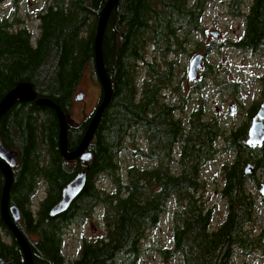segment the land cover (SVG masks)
<instances>
[{
	"label": "trees",
	"instance_id": "16d2710c",
	"mask_svg": "<svg viewBox=\"0 0 264 264\" xmlns=\"http://www.w3.org/2000/svg\"><path fill=\"white\" fill-rule=\"evenodd\" d=\"M6 1L0 0V7ZM10 1L14 10L0 14V103L19 83L28 82L40 99L51 100L68 116L87 67L99 82L95 41L109 0H47L36 16L37 35L17 25L24 21L17 16L21 0ZM210 1L119 0L113 7L102 40L113 94L87 148L93 153L88 164L65 158L54 107L17 101L0 116V139L18 151L9 203L19 208L21 216L11 220L28 243L34 264H138L146 231L158 225L172 202L173 247L162 250L167 259L179 256L182 264H233L237 254L249 255L264 246L263 235L254 237L248 229L256 219L248 181L264 167V146L246 144V123L227 128L214 117L207 119L203 106L186 111L188 98L181 97L178 103L165 99L177 63L170 56L180 55L194 33L205 32L201 23ZM227 5L230 15L244 19V33L224 45L254 55L264 53V0H229ZM197 44L199 49L203 45ZM148 47L156 53L153 60L146 58ZM211 49L206 46L207 55ZM140 65L149 77L139 83ZM206 68V75L215 72L210 65ZM233 89L239 91L236 85ZM258 109L259 104H253L248 117L252 119ZM90 119L78 125L69 121V151L82 142ZM138 138L145 147L137 151L150 163L130 166L122 178L120 154L128 143L137 145ZM221 138L224 149L217 146ZM220 150L234 152L236 158L223 166L221 194L228 212L213 228L214 209L200 196L205 186L201 171ZM249 162L255 164V171L245 175ZM85 169L83 192L66 212L51 216L63 188ZM104 175L115 183L112 192L97 185ZM41 181L46 183V195L34 211L32 200ZM5 184L0 169V257L6 264H27L24 248L2 215ZM96 208L103 210L105 236L85 240L80 255L68 261L63 254L65 231L87 221Z\"/></svg>",
	"mask_w": 264,
	"mask_h": 264
},
{
	"label": "rangeland",
	"instance_id": "374dc122",
	"mask_svg": "<svg viewBox=\"0 0 264 264\" xmlns=\"http://www.w3.org/2000/svg\"><path fill=\"white\" fill-rule=\"evenodd\" d=\"M229 0H211L207 5V10L203 16L201 26L205 32L197 31L193 34L185 50L181 54L174 53L171 60L177 61L173 68L175 73L173 85L166 89L167 102H180V98H188L186 111L203 106L206 118L214 117L223 126L235 127L247 125V130L252 122L248 117L249 108L264 101V53L253 54L248 51L228 47L224 45L227 40L239 39L244 33V19L230 15L227 2ZM47 0H21L18 5V18L24 20L17 25H24L34 34H38L39 21L37 14L47 6ZM246 3L244 8L247 9ZM15 6L7 0L0 7V14L9 15ZM217 32L218 35H214ZM200 42L203 44L199 49ZM211 46V51L206 54V46ZM197 53L205 55L203 67L199 72L197 81L189 82L187 70L190 60ZM156 55L152 47L146 50V58L153 60ZM207 65L214 67L215 72L210 76ZM137 82L148 78L147 69L140 65L136 72ZM200 85L202 87H200ZM236 85L239 91L236 93L233 86ZM175 88L177 91H175ZM84 94L82 100H78V94ZM101 95V86L95 79L91 67H87L85 73L75 92L72 107L68 115L72 125L80 124L89 116L97 106ZM234 106V110H231ZM181 112V111H180ZM183 117L185 112L179 113ZM223 138L217 141L219 149H224ZM137 145L128 143L119 157L120 174L123 178L126 170L133 165L144 167L149 165L144 156L137 151V147H145L142 138H138ZM234 152L220 150L213 160L203 166L201 179L204 188L200 196L206 201L208 206L215 209V225L218 226L226 217V204L220 195L219 187L224 182L225 163L235 161ZM242 158L241 161H243ZM172 170H177V165L172 166ZM256 180L248 181V190L255 200V221L248 226L254 237L263 235L264 242V200L259 192V183H264V167L256 170ZM256 181V182H255ZM97 185L112 192L115 183L111 178L101 176ZM39 193L32 200V209L37 211L42 198L45 197L46 183L41 181ZM173 202L170 203L169 211L164 214L157 226L146 231L142 241V254L138 264H182L181 258L175 256L167 259L162 250L173 247V223H172ZM1 230V229H0ZM106 234V227L103 219L102 208H96L94 215L87 221L72 225L65 231L63 241V254L68 261L75 260L80 255V250L84 241H96ZM264 264V246L254 250L252 254H237L233 264Z\"/></svg>",
	"mask_w": 264,
	"mask_h": 264
},
{
	"label": "water",
	"instance_id": "95a60500",
	"mask_svg": "<svg viewBox=\"0 0 264 264\" xmlns=\"http://www.w3.org/2000/svg\"><path fill=\"white\" fill-rule=\"evenodd\" d=\"M119 0H109L106 6L104 7L102 14L99 19L97 36L95 41V51H96V71L97 76L101 86V99L91 114V119L87 131L83 137L80 145L73 151L68 150V126L69 119L68 116L61 110V108L55 105L49 99H40L37 96V93L34 91L32 85L28 82H21L14 88L0 103V116L6 113L10 107L17 101L26 102L34 100L39 104H45L47 106L54 107L57 110L58 117L61 122V132H60V143L61 150L67 160L80 159L84 164H88L92 158L93 153L88 151L87 148L95 134V131L100 122L101 116L110 103L113 88L108 77L104 60L102 54V40L106 24L111 13V10L116 5ZM214 35H218L217 32H214ZM205 55L203 53L195 54L190 60L189 67L187 70V78L189 82H194L197 80L200 70L203 67ZM78 100L84 98V94L77 95ZM231 110H234V106H231ZM246 144L249 147H263L264 146V102L261 104V107L257 115L252 119V122L248 129V138ZM18 161V152L17 150L8 149L3 141L0 139V169L4 172L6 176V184L3 193V199L1 204V211L3 218L6 220L10 228L15 232L17 239L21 243L22 247L25 250L27 264H34L32 259V253L30 251L29 245L26 242L22 233L14 226L12 218L18 220L20 217V210L15 205H10L9 203V191L13 184V174L12 167ZM254 171V165L248 163L245 167V174H251ZM87 183V170L79 172L64 188L62 191L61 199L51 208L50 214L55 217L66 212L75 201V199L83 192ZM260 193L264 196V185L260 188ZM6 260L3 257H0V264H5Z\"/></svg>",
	"mask_w": 264,
	"mask_h": 264
},
{
	"label": "flooded vegetation",
	"instance_id": "af4514ba",
	"mask_svg": "<svg viewBox=\"0 0 264 264\" xmlns=\"http://www.w3.org/2000/svg\"><path fill=\"white\" fill-rule=\"evenodd\" d=\"M196 81H197V80H196ZM263 102H264V101H263ZM263 102H262V103H263ZM262 103H261V104H262ZM261 104H259V109H260V107H261ZM259 109H258V111H259ZM94 110H95V109H94ZM94 110H93V112H94ZM258 111H257V113H258ZM93 112H92V113H93ZM92 113H91V114H92ZM257 113H256V115H257ZM91 114H90L89 116H87L85 119H88L89 117H91ZM256 115H255V116H256ZM255 116H254V117H255ZM254 117H253V118H254ZM253 118H252V119H253ZM70 123H71V122H70ZM248 129H249V128H248ZM247 132H248V130H247ZM247 138H248V135H247V137H246V140H247ZM7 148H8V147H7ZM8 149L16 150V149H14V148H8ZM17 152H18V151H17ZM249 163H251V164L254 165V171H255V164L252 163V162H249ZM12 168H13V167H12ZM254 171H253V172H254ZM251 174H252V173H251ZM245 175H246V174H245ZM255 178H256V176H255L253 179H255ZM255 182H256V181H255ZM257 184H258V186H259V192H260V188H261L262 185H264V183L261 184V183L258 182ZM222 186H223V185H221V186L219 187V188H220V189H219V191H220L219 193H220L221 197H222V194H221ZM261 195H262V194H261ZM262 196H263V195H262ZM222 198H223V197H222ZM223 200H224V198H223ZM262 200H264V196L262 197ZM224 202H225V200H224ZM225 204H226V203H225ZM213 209H214V208H213ZM227 212H228V210H227V206H226V215H227ZM20 216H21V213H20ZM19 219H20V217H19ZM19 219H18V220H19ZM214 220H215V209H214ZM223 221H224V220H223ZM223 221H222V222H223ZM222 222H221V223H222ZM221 223H220L219 225H221ZM219 225H218V226H219ZM212 226H213V228L218 227V226L215 225V222H214V221H213V225H212ZM263 245H264V242H263ZM242 254H245V253H242ZM5 260H6V259H5ZM6 263H7V260H6ZM6 263H5V264H6Z\"/></svg>",
	"mask_w": 264,
	"mask_h": 264
}]
</instances>
